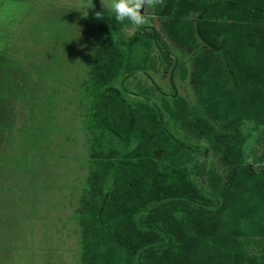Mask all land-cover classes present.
Segmentation results:
<instances>
[{
    "label": "trees",
    "instance_id": "1",
    "mask_svg": "<svg viewBox=\"0 0 264 264\" xmlns=\"http://www.w3.org/2000/svg\"><path fill=\"white\" fill-rule=\"evenodd\" d=\"M147 15L105 21L84 83L82 264H264V0Z\"/></svg>",
    "mask_w": 264,
    "mask_h": 264
},
{
    "label": "rangeland",
    "instance_id": "2",
    "mask_svg": "<svg viewBox=\"0 0 264 264\" xmlns=\"http://www.w3.org/2000/svg\"><path fill=\"white\" fill-rule=\"evenodd\" d=\"M81 2L0 0V264H82L92 111L84 83L110 16L97 19L94 0L85 16ZM148 23L160 28L158 17Z\"/></svg>",
    "mask_w": 264,
    "mask_h": 264
},
{
    "label": "clouds",
    "instance_id": "3",
    "mask_svg": "<svg viewBox=\"0 0 264 264\" xmlns=\"http://www.w3.org/2000/svg\"><path fill=\"white\" fill-rule=\"evenodd\" d=\"M163 3L164 0H101L103 11H97L95 15L97 19H103L106 11L119 23L128 20L135 26H143L149 21L148 10ZM91 7H94L93 0L90 4L81 2L75 9L80 10L83 14L86 13L84 15L87 16V10ZM142 8L144 9L143 13Z\"/></svg>",
    "mask_w": 264,
    "mask_h": 264
},
{
    "label": "crops",
    "instance_id": "4",
    "mask_svg": "<svg viewBox=\"0 0 264 264\" xmlns=\"http://www.w3.org/2000/svg\"><path fill=\"white\" fill-rule=\"evenodd\" d=\"M19 1H22V0H19ZM83 2H88V0H83ZM94 2L101 4V0H94ZM29 16H30L29 12H27L26 18H28Z\"/></svg>",
    "mask_w": 264,
    "mask_h": 264
},
{
    "label": "water",
    "instance_id": "5",
    "mask_svg": "<svg viewBox=\"0 0 264 264\" xmlns=\"http://www.w3.org/2000/svg\"><path fill=\"white\" fill-rule=\"evenodd\" d=\"M144 12V9L142 8V13Z\"/></svg>",
    "mask_w": 264,
    "mask_h": 264
}]
</instances>
